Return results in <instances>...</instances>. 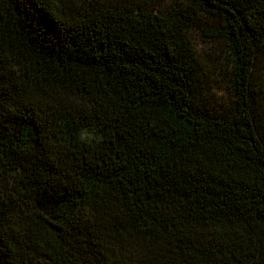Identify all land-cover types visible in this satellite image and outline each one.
Listing matches in <instances>:
<instances>
[{
	"label": "trees",
	"instance_id": "trees-1",
	"mask_svg": "<svg viewBox=\"0 0 264 264\" xmlns=\"http://www.w3.org/2000/svg\"><path fill=\"white\" fill-rule=\"evenodd\" d=\"M195 29L227 109L196 102ZM260 55L264 0H0V264H264Z\"/></svg>",
	"mask_w": 264,
	"mask_h": 264
},
{
	"label": "rangeland",
	"instance_id": "rangeland-1",
	"mask_svg": "<svg viewBox=\"0 0 264 264\" xmlns=\"http://www.w3.org/2000/svg\"><path fill=\"white\" fill-rule=\"evenodd\" d=\"M114 2L134 9L171 11L177 0H101ZM202 26L212 24L210 18L200 17ZM201 31L192 32L193 43L200 58V70L196 76L194 96L201 108L218 110L231 104L233 86L230 79L229 66L225 65V58H230L227 45L222 40L212 39L201 35ZM253 83L258 92V100L264 107V56L260 55L253 71Z\"/></svg>",
	"mask_w": 264,
	"mask_h": 264
}]
</instances>
